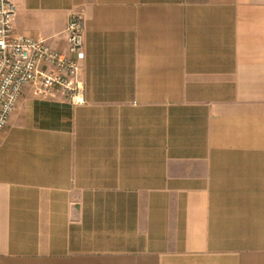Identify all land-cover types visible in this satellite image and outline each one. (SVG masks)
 Wrapping results in <instances>:
<instances>
[{"label": "crops", "instance_id": "0c3cea01", "mask_svg": "<svg viewBox=\"0 0 264 264\" xmlns=\"http://www.w3.org/2000/svg\"><path fill=\"white\" fill-rule=\"evenodd\" d=\"M81 93L0 136V264H264V0H15Z\"/></svg>", "mask_w": 264, "mask_h": 264}, {"label": "built area", "instance_id": "2783aa9c", "mask_svg": "<svg viewBox=\"0 0 264 264\" xmlns=\"http://www.w3.org/2000/svg\"><path fill=\"white\" fill-rule=\"evenodd\" d=\"M16 15L15 0H0V136L27 90L37 99H54L60 92L78 102L86 56L81 15H73L65 30L66 52L53 49L45 38L17 33Z\"/></svg>", "mask_w": 264, "mask_h": 264}]
</instances>
